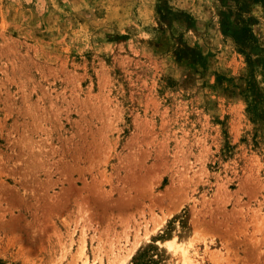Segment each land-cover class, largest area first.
I'll list each match as a JSON object with an SVG mask.
<instances>
[{"label": "rangeland", "instance_id": "obj_1", "mask_svg": "<svg viewBox=\"0 0 264 264\" xmlns=\"http://www.w3.org/2000/svg\"><path fill=\"white\" fill-rule=\"evenodd\" d=\"M0 264H264V0H0Z\"/></svg>", "mask_w": 264, "mask_h": 264}]
</instances>
